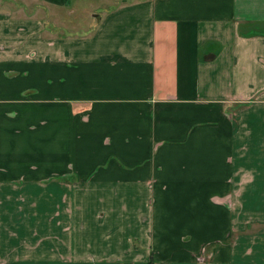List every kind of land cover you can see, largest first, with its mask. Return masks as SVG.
<instances>
[{"label":"crops","instance_id":"obj_1","mask_svg":"<svg viewBox=\"0 0 264 264\" xmlns=\"http://www.w3.org/2000/svg\"><path fill=\"white\" fill-rule=\"evenodd\" d=\"M102 1L0 0V264H264V0Z\"/></svg>","mask_w":264,"mask_h":264},{"label":"rangeland","instance_id":"obj_2","mask_svg":"<svg viewBox=\"0 0 264 264\" xmlns=\"http://www.w3.org/2000/svg\"><path fill=\"white\" fill-rule=\"evenodd\" d=\"M102 2V0H73V4L71 6V8H73V12L71 15L65 13V16L68 15L69 18L68 27L71 26L72 30L78 31L89 29L90 17L93 14L98 13L100 7L97 6H101Z\"/></svg>","mask_w":264,"mask_h":264}]
</instances>
